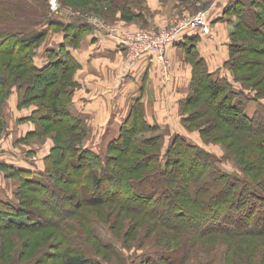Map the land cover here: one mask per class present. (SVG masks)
Segmentation results:
<instances>
[{
    "label": "trees",
    "instance_id": "trees-1",
    "mask_svg": "<svg viewBox=\"0 0 264 264\" xmlns=\"http://www.w3.org/2000/svg\"><path fill=\"white\" fill-rule=\"evenodd\" d=\"M4 4L2 2L0 7V57L3 58V68L0 69V126L6 124L3 101L8 95L9 85H15L19 87L20 92L18 106L36 102L38 106L35 112L38 111V107L47 111V123H43L41 129L46 131L54 126L56 133L53 136L55 139L53 148L45 156L44 166L40 172L33 173L0 163V169L7 170L8 176L18 178L12 198L0 199V230L16 227L36 228L47 224L42 221L44 214L41 216V206L36 204L50 207L44 203L47 202V198L52 199L50 196L52 191H60L58 182L65 180L62 177L58 179V176L68 173L73 175L71 183H78L87 177L91 183V192L102 197L107 191L104 186H112L109 190L114 193L113 201H118L122 209L144 213L152 219L163 221L162 224L165 225L173 222L174 218L176 222H181L177 216H186L188 206L196 212L186 218L194 219L196 224H200L199 222L204 221L206 217L215 219L223 209H226L233 216H242L247 226L253 223L261 224L264 234L262 187L255 185L247 177L243 178L221 169L217 164L218 158L200 148L187 138L186 134H175L163 152L160 148L158 151L148 152L145 147L156 141L162 143V135L150 133L159 128L157 124H149L144 119L139 99L132 104L127 118L120 124L118 134L108 142L105 156L84 145L86 120L73 114L69 108L77 85L73 73L80 64L66 47L78 48L82 37L90 31V26L79 19L60 21L52 16L46 18L44 28L37 29L34 23L18 25L22 17L20 10L23 3L21 0H12L13 12L9 15L6 14L7 8L3 7ZM125 8L127 14L122 16L126 20H131L134 15L128 7ZM224 11L236 14L238 19L234 31L230 32V36L233 34L234 37V43L231 44L234 49L232 53L234 51L237 54L234 56L231 54L223 66L226 69L228 67L234 79L240 81L242 85L235 84L231 75L221 74L219 70L214 73L208 71L204 58L200 57L196 49L198 37L195 35L190 37L192 40L184 43L187 58L191 60L193 67L190 83L192 93L186 96L183 104L189 105L193 95L196 98L202 97L204 104L198 111L202 132H205L204 127L207 123L220 126L221 132L225 130L224 124H228L236 133H242L246 150L255 146L264 152L262 147L264 103L261 102V97H264V82H261V78L264 74L257 82L252 81L257 75L255 72L244 73L240 77L236 74V69L241 70L250 58L239 52H244L248 49L247 45L254 44L253 42L258 45L264 43V0H229ZM37 15L40 16L41 13ZM44 15L45 12L41 16ZM7 21L9 23L5 26ZM47 30L63 32L64 41L53 49H48L49 62L38 67L34 57ZM258 36L262 40L258 39ZM261 51L264 53V49ZM260 62L262 63V60ZM244 81L252 82L251 85L254 84L255 88L248 89ZM259 82L263 85H259ZM54 83H59L60 87L50 89ZM250 100L255 102L252 110ZM182 110L185 112L182 117L183 125L190 124L193 118L184 108ZM35 112L26 119H31L35 123L38 119ZM37 132L35 128L22 139L28 140L37 135ZM111 152L112 154L115 152L114 155ZM180 166L183 170L179 168ZM149 176L159 177L162 184L160 195L141 194L142 192L134 186V182ZM52 178L56 179V182ZM104 182L106 183L103 186ZM23 194H29L30 200L23 203ZM70 200L64 203L68 204ZM86 202L97 204L100 199L82 200V204ZM30 203L34 209L25 207ZM126 203L134 205L127 207L124 205ZM69 212L68 209L56 211L60 213L59 215ZM18 216H22V219L17 220ZM30 216L31 221L27 223ZM37 222L40 224L36 225ZM207 227L212 228L209 224ZM203 229L205 230V227ZM187 250L188 255L190 250L189 248ZM78 253L65 250L61 255V264H103L97 259ZM171 262L169 255L157 254L153 260L148 258V264Z\"/></svg>",
    "mask_w": 264,
    "mask_h": 264
},
{
    "label": "rangeland",
    "instance_id": "rangeland-1",
    "mask_svg": "<svg viewBox=\"0 0 264 264\" xmlns=\"http://www.w3.org/2000/svg\"><path fill=\"white\" fill-rule=\"evenodd\" d=\"M182 1L21 0L23 3L20 10L22 17L19 19L18 25L24 26L34 23L37 29L44 28L46 26V23H44L46 18L51 16L60 21H65V19L67 21L70 19L82 20L90 26V31L88 32L109 36L119 43L123 50L122 67L130 70L142 54L139 53V56L136 55L131 59L135 51L134 49L129 50L128 45L121 40L122 36L131 37L129 40L134 46L136 41L134 35H141L143 38L152 35L163 37L165 33L170 32L173 26L199 16L202 22L198 25L200 27L209 25L212 28V24L216 21L225 23L222 26L228 29L226 32L228 35H226L225 40L227 60L231 54L234 56L236 52L233 51L232 53L234 49L231 46L234 43V37L233 34L230 36V32L234 31L238 17L232 12L225 11L222 12V15L230 17L231 21L228 19L224 22L223 17L221 19L216 17L217 10L221 9V6L227 7L229 0ZM2 2L5 3L3 7L7 8L6 14H11L13 12L12 0H0V7ZM125 7H128L130 12L139 10L140 14L133 16L131 20H126L122 16V14H127ZM44 12L45 15L41 16ZM63 12L68 14L65 15ZM39 13H41L40 16L37 15ZM212 18L216 20L211 21ZM94 22L102 25L106 31L96 28L92 24ZM8 23L9 21L5 23V26ZM187 26L190 25L184 26L179 33ZM222 28H218V32L224 31ZM50 32L58 33L61 31L47 30L45 38L36 52L42 45L54 39L55 34ZM50 34L53 35L50 36ZM257 38L261 39L260 36ZM253 43L247 45L248 49L244 50V52H239L250 58H248L247 64L241 70L236 69V74L240 77L244 73L255 72L257 75L253 77L252 81L257 82L264 74V56H262L264 53L261 51L264 49V43L261 42L259 45L255 42ZM170 44L165 47V51H162V58L159 53L152 52L161 68L163 86L168 85L172 80L171 70L174 64L170 62L167 56V49ZM182 49L187 54V51L184 50L185 47ZM2 59L0 57V69L3 68ZM261 60L262 63L260 62ZM186 62L193 67V63L187 58V55ZM103 63L111 68L117 66L116 59H108L103 61ZM228 71L235 84L242 85L240 81L234 79L235 77L229 69ZM82 73L83 71L80 70V67L73 73V78L77 82L73 96L85 93V91L81 90L79 81L75 79L78 76L82 77L84 75ZM95 77L107 83L108 78L103 79L98 74ZM146 78L147 76L144 77L143 84ZM261 80L263 83L264 77ZM261 82H259V85H263ZM244 83L248 85V89L254 87V84L251 85L252 82L250 81H244ZM185 86L187 91L184 97H181L179 101H175L177 103L169 101L168 105L162 108H166L171 115H174L175 125L179 126L180 124V129L183 134H186L187 138L190 137L189 139L192 142L219 159L218 161L216 158L217 164L221 169L243 178L247 177L255 185L262 187L261 189L264 192V152L262 149L254 146L246 150V143L242 133H236L228 124H224L225 130L221 132L220 126L217 127L214 126V123H207V126L204 127L205 132H202L199 126L198 111L204 104V100L200 96L196 98L193 95L192 102L185 106L183 104L184 99L192 93L190 90L191 85ZM56 87H60V84L54 83L50 89H55ZM7 88L8 84H6L5 89ZM261 98V102L264 103V97ZM19 99V87L9 85L8 95L2 104L6 124L2 127L0 126V150L6 148L23 153L27 157L35 158L36 162L39 164L41 162L44 166V158L53 148L55 140L53 136L56 130H54V126H51L46 131L41 129V125L47 123V111L45 109L38 107V111L35 112L38 106L36 102H32L27 106H18ZM249 102L250 110H252L255 107V102L253 100ZM139 103L143 111L141 100H139ZM69 108L72 110V104L69 105ZM182 108L193 118L190 124L183 125L182 117L185 112ZM34 112L35 117L38 118L35 123L31 119H26ZM16 113H19L21 117L13 121ZM177 120L179 124H177ZM85 122L86 132L83 144L101 156H105L107 144L111 140L110 138L106 140L108 134L105 131L108 127L105 129V127L99 126L94 123L93 119ZM170 124L157 125L159 129L150 131L152 134L160 133L162 135V143L156 141L147 145L145 149L148 152L158 151L159 148L163 152L173 136L179 133L176 131V127H171L172 125ZM175 125L173 124V126ZM24 126H30L33 131L36 128L38 134L28 140L16 139L15 133L21 134L20 127ZM112 126V136L114 135L115 137L118 134L120 123L115 121ZM134 143L137 144L136 141ZM262 147L264 149V145ZM179 168H182V166ZM182 170L180 171L182 172ZM0 172L6 181L7 189L13 191L12 183L14 181L17 183L18 178L8 176L7 170L0 169ZM72 176V174L69 175L68 173L58 176V179L62 177L65 180L62 182L59 180L60 191H52L50 193L52 199L47 198V202L44 203L47 207L50 206L48 207L49 209L39 203L36 204L41 206L42 212L40 210L38 212L41 213V216L44 214L42 221L47 224H43L42 227H33L34 229L16 227L0 230V264H61V255L65 250L74 251L75 253L79 252L85 257L97 259L103 264H148V258L153 260L157 254L169 255L172 261L170 264H264V234L262 233L261 224L253 223L247 226L246 220L242 216H233L226 209H223V212L216 216L215 219L211 220L206 217L204 221L201 220L199 222L200 224H196L194 219L186 218L196 212L192 207L188 206V214L186 216H177L181 222H176V218H174L173 222L165 225L162 224L163 221L152 219L144 213L122 209L118 201H113L114 193L109 190L112 189V186H104L106 182L103 183V186L107 191L102 197L100 194L96 195V193L91 192V183L87 177L82 178L78 183H71ZM52 179L56 182V179ZM134 186L139 192H142L141 194L158 196L160 195L162 184L159 177L149 176L141 181L134 182ZM28 195H22L23 203L30 200ZM81 198L83 201L96 198L100 199V202L97 204H89L88 202L82 204ZM67 200H70L69 203L67 202L69 205L64 203ZM124 205L128 207L134 204L130 203L128 205L126 203ZM69 206L71 208H67ZM25 207L34 209L31 203L25 205ZM63 209H68L70 212L65 215L56 213V211L61 212ZM18 219H22V216H18ZM30 221L31 216L28 218L27 223ZM38 224L40 223L37 222L36 225ZM207 224L211 225L212 228L208 229ZM204 227L205 230L203 229ZM242 229L246 231H242ZM188 248L190 253L187 255Z\"/></svg>",
    "mask_w": 264,
    "mask_h": 264
},
{
    "label": "crops",
    "instance_id": "crops-1",
    "mask_svg": "<svg viewBox=\"0 0 264 264\" xmlns=\"http://www.w3.org/2000/svg\"><path fill=\"white\" fill-rule=\"evenodd\" d=\"M223 11L224 7L222 6L217 10V19L223 17L224 22L230 20V17L222 15ZM132 14L138 16L140 12L133 10ZM215 20L211 19V21ZM65 21L67 20L65 19ZM199 24L187 26L168 46L167 56L174 66L171 70L172 80L166 86H163L161 68L152 52L143 53L134 66L130 70H126L122 67L123 50L119 43L109 36L88 32L82 37L78 48L67 46L66 50L78 61L80 70L84 74L82 77L76 75L78 77L75 78L85 93L73 96L72 113L86 121L93 119L94 123L105 127V129L108 127L105 131L108 134L107 140L114 136H112L111 129L113 123L117 121L121 124L127 118L133 101L139 99L143 103L144 119L149 124L166 125L171 123V127H176V131L183 134L178 120L179 126H176L174 115L162 107L168 105L169 101H179L181 97H184L187 91L185 85L190 84L192 66L186 62V53L182 49L184 43L192 40L190 37L197 35L196 49L200 57L204 58L208 71L214 73L219 70L221 74L229 75L228 69L223 66L228 58L225 47L228 29L222 26L225 23L216 21L212 24V28L209 25L200 27ZM218 28H222L224 31L218 32ZM50 33L55 34L54 39L42 45L35 54L34 61L38 67L49 62L47 50L53 49L64 41L63 32ZM52 35L50 34V36ZM108 59H116L117 66L111 68L104 64L103 61ZM96 74L103 79L108 78L107 83L102 82L101 79L98 80L95 77ZM145 76L147 78L143 84ZM20 117L21 115L16 113L13 121ZM20 129L21 134L15 133L16 139L19 140L24 138L26 133L32 131L30 126L20 127ZM1 150L0 163L20 167L33 173L43 169L41 162L39 164L35 158L27 157V155L11 149L3 148ZM3 178V174L0 172V199H10L13 191L7 189L6 181ZM12 184L14 190L17 183L14 181Z\"/></svg>",
    "mask_w": 264,
    "mask_h": 264
},
{
    "label": "built area",
    "instance_id": "built-area-1",
    "mask_svg": "<svg viewBox=\"0 0 264 264\" xmlns=\"http://www.w3.org/2000/svg\"><path fill=\"white\" fill-rule=\"evenodd\" d=\"M63 13H65V12H63ZM66 14H68V13H65V15ZM200 19L201 18H199V16H198V17H195L193 19L187 20L185 23H181L179 25L173 26L171 28L170 32L165 33V35H163V37H158V36L155 37L154 35H152V36H148L147 38H143L141 35H137V36L134 35V37L136 39L134 46H132V43L129 40V39H131V37L127 38L125 36H122L121 40L123 42H125V44L128 45L129 50L134 49L135 53L133 54V57L131 59H133L139 53L143 54V53L148 52V51L149 52L155 51L156 53H159L160 57L162 58V51H165V47L169 43H172L175 40V38L178 36L180 30L186 25H191V24L196 25V24L201 23ZM92 24L98 29H104L105 30V28L102 25H100L96 22H94ZM130 43H131V45H130Z\"/></svg>",
    "mask_w": 264,
    "mask_h": 264
}]
</instances>
